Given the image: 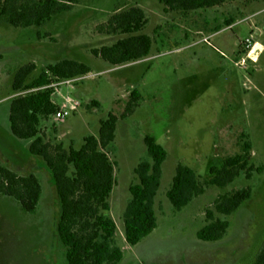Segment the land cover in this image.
<instances>
[{
	"label": "rangeland",
	"instance_id": "1",
	"mask_svg": "<svg viewBox=\"0 0 264 264\" xmlns=\"http://www.w3.org/2000/svg\"><path fill=\"white\" fill-rule=\"evenodd\" d=\"M140 8L152 39L150 56L112 68L90 51L111 45L121 36L99 33L114 13ZM233 21L228 26L227 23ZM255 48L251 57L249 51ZM0 164L21 175L34 174L41 198L33 214L0 196V264H67L56 227L60 203L42 159L27 152L29 142L14 139L7 126V105L19 96L11 90L16 72L33 64L36 79L47 65L62 60L82 62L91 74L52 87L58 110L69 109L62 122L50 117L40 125L47 141L79 149L83 138L98 135L109 113L119 118L114 154L116 186L109 217L123 250L120 264H253L264 242V1L225 0L217 7L169 12L157 0H80L73 9L40 28L16 29L0 19ZM141 101L121 120L132 90ZM99 109H86L91 101ZM167 153L155 198L156 229L136 246L123 237L122 214L136 184L134 169L146 159L144 137ZM245 136L251 144L250 165L261 168L250 180L240 176L224 189L208 188L180 212L166 198L178 163L209 178V169L241 153ZM251 188L252 197L227 217L223 240L205 243L197 233L206 225L222 194ZM216 217L224 218L219 215Z\"/></svg>",
	"mask_w": 264,
	"mask_h": 264
},
{
	"label": "trees",
	"instance_id": "2",
	"mask_svg": "<svg viewBox=\"0 0 264 264\" xmlns=\"http://www.w3.org/2000/svg\"><path fill=\"white\" fill-rule=\"evenodd\" d=\"M169 12L186 14L222 5L225 0H157ZM264 1V0H263ZM80 0H0V19L16 29L40 28L55 16L70 12ZM233 21H230V26ZM147 24L140 8L114 13L98 28L99 33L121 36L111 45L92 49L90 54L112 68L135 64L147 59L152 51V39L142 32ZM3 55L0 53V63ZM35 65L21 67L15 74L11 90L19 94L9 106V128L12 137L29 142L27 152L42 159L48 170L60 203L56 227L58 240L65 248L67 264H120L123 250L117 245V227L109 217L110 197L116 186L114 154L119 118L112 113L100 121L98 135L83 138L79 149L73 145L47 141L40 132V125L54 116L58 106L53 100L52 85L75 81L91 74L89 66L74 60H62L47 65L31 82L29 76ZM142 97L138 90L130 93L129 101L120 116L131 117ZM99 109L97 101H91L86 109ZM241 153L224 159L220 167L209 169V178H200L194 170L178 163L166 198L176 212L202 196L210 187L224 189L234 180L244 176L250 180L254 169L250 165L251 144L248 137ZM146 159L134 169L137 183L130 185V200L122 214L123 237L130 246H136L157 227L155 198L160 188L162 167L167 153L149 136L144 137ZM41 185L34 174L21 175L0 164V196L14 200L26 214L36 212ZM252 197L251 188H243L220 195L214 202V210H206V225L198 231L197 239L214 243L224 239L229 229L227 217L236 212ZM219 215L224 218H218ZM253 264H264V242Z\"/></svg>",
	"mask_w": 264,
	"mask_h": 264
},
{
	"label": "built area",
	"instance_id": "3",
	"mask_svg": "<svg viewBox=\"0 0 264 264\" xmlns=\"http://www.w3.org/2000/svg\"><path fill=\"white\" fill-rule=\"evenodd\" d=\"M255 48H256V47H254L253 49H251V50L249 51V55H250L251 57H254V55H255ZM71 82H73V81H65V82H62V83H60V84L69 85ZM60 84L52 85L51 87L58 86V85H60ZM68 110H69V109H67V108H64V109H60V110H58V111L55 113V115H54L55 121L62 122V121H64V120H66V118H68V116H69V111H68Z\"/></svg>",
	"mask_w": 264,
	"mask_h": 264
},
{
	"label": "crops",
	"instance_id": "4",
	"mask_svg": "<svg viewBox=\"0 0 264 264\" xmlns=\"http://www.w3.org/2000/svg\"><path fill=\"white\" fill-rule=\"evenodd\" d=\"M9 106H10V104H8L7 105V107H8V114H7V126H8V130H9V134L11 135V133H10V128H9V122H8V116H9ZM12 136V135H11ZM20 142H22V141H20ZM28 146V145H27Z\"/></svg>",
	"mask_w": 264,
	"mask_h": 264
}]
</instances>
